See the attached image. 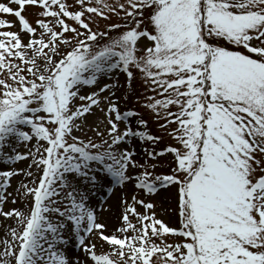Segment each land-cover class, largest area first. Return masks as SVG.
Segmentation results:
<instances>
[{
  "label": "snow or ice",
  "instance_id": "snow-or-ice-1",
  "mask_svg": "<svg viewBox=\"0 0 264 264\" xmlns=\"http://www.w3.org/2000/svg\"><path fill=\"white\" fill-rule=\"evenodd\" d=\"M0 217V264H264V0H0Z\"/></svg>",
  "mask_w": 264,
  "mask_h": 264
},
{
  "label": "rangeland",
  "instance_id": "rangeland-1",
  "mask_svg": "<svg viewBox=\"0 0 264 264\" xmlns=\"http://www.w3.org/2000/svg\"><path fill=\"white\" fill-rule=\"evenodd\" d=\"M6 18H8V19H14V17H6ZM11 30H16V28L13 27ZM132 106H135V102H134V101H133V104L130 105V107H132ZM150 130L153 131V132L156 131V128H155V125H154V124L150 125ZM140 146H141V145H140V143L138 142V143H137V147L139 148ZM26 163H27V161H24V162H22V163L20 164V166L22 167V166H24V164H26ZM164 170H165V169L161 168V169H158L157 171H164ZM14 183H15V181H14ZM9 191H11V189H9ZM103 196H104V193H103V192H101V193H97L96 196L94 197V199H100V198L103 197ZM149 198L152 199V197H149ZM111 203L113 204V209H112V210H114L113 213L110 214V213L105 212V213L103 214V216L101 217V219H104L105 221L108 222L110 228H111V226H112L113 224H115V223L117 222V221H116V212H117V209H116V207H115V203H116V202H115V200H112ZM16 206H19V205H12V204H6V205H5L6 208H8V207H16ZM0 221H3V218H2V217H0ZM112 222H115V223H112Z\"/></svg>",
  "mask_w": 264,
  "mask_h": 264
},
{
  "label": "bare ground",
  "instance_id": "bare-ground-1",
  "mask_svg": "<svg viewBox=\"0 0 264 264\" xmlns=\"http://www.w3.org/2000/svg\"><path fill=\"white\" fill-rule=\"evenodd\" d=\"M113 211H114V210H112V212H107V211H106V212H107V213H110V214H112V213H113ZM102 220H104V219H102ZM112 223H115V222H112Z\"/></svg>",
  "mask_w": 264,
  "mask_h": 264
}]
</instances>
